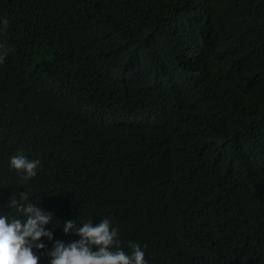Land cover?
I'll return each mask as SVG.
<instances>
[{
    "label": "trees",
    "instance_id": "trees-1",
    "mask_svg": "<svg viewBox=\"0 0 264 264\" xmlns=\"http://www.w3.org/2000/svg\"><path fill=\"white\" fill-rule=\"evenodd\" d=\"M3 18L0 213L24 191L54 239L108 217L150 264H264V0H0ZM18 153L41 162L27 181Z\"/></svg>",
    "mask_w": 264,
    "mask_h": 264
},
{
    "label": "clouds",
    "instance_id": "clouds-1",
    "mask_svg": "<svg viewBox=\"0 0 264 264\" xmlns=\"http://www.w3.org/2000/svg\"><path fill=\"white\" fill-rule=\"evenodd\" d=\"M0 24L7 26V18L0 19ZM6 55L7 51L0 46V64ZM40 163L22 153L9 159V166L21 175L22 181L34 177ZM6 206L20 215L0 213V264H39L42 255L48 257L47 264H150V258L145 255V242L130 238L128 248L120 247L118 229L108 217L99 219L96 224L92 221L77 224L74 219L63 221V233L78 237L64 241L54 239V213L30 202L27 192L10 196ZM49 224L52 227L46 228ZM42 237L51 242L50 248Z\"/></svg>",
    "mask_w": 264,
    "mask_h": 264
}]
</instances>
